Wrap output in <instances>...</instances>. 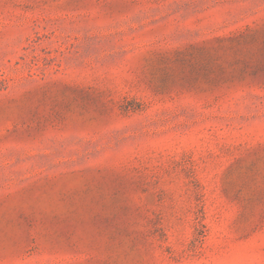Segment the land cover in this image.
I'll return each mask as SVG.
<instances>
[{"label": "rangeland", "instance_id": "obj_1", "mask_svg": "<svg viewBox=\"0 0 264 264\" xmlns=\"http://www.w3.org/2000/svg\"><path fill=\"white\" fill-rule=\"evenodd\" d=\"M0 264H264V0H0Z\"/></svg>", "mask_w": 264, "mask_h": 264}]
</instances>
